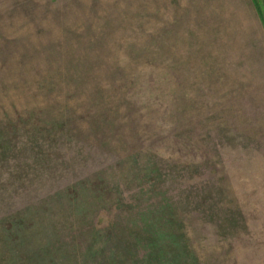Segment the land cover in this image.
I'll use <instances>...</instances> for the list:
<instances>
[{"label": "rangeland", "instance_id": "1", "mask_svg": "<svg viewBox=\"0 0 264 264\" xmlns=\"http://www.w3.org/2000/svg\"><path fill=\"white\" fill-rule=\"evenodd\" d=\"M0 264H264V0H0Z\"/></svg>", "mask_w": 264, "mask_h": 264}]
</instances>
